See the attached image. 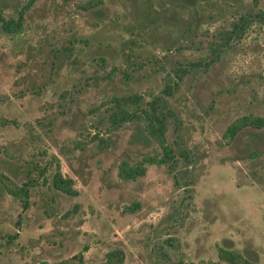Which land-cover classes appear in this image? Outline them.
I'll return each instance as SVG.
<instances>
[{
	"label": "rangeland",
	"instance_id": "1",
	"mask_svg": "<svg viewBox=\"0 0 264 264\" xmlns=\"http://www.w3.org/2000/svg\"><path fill=\"white\" fill-rule=\"evenodd\" d=\"M24 2L0 0V10L15 14ZM263 5L34 0L18 34L0 33V171L16 184L34 181L26 208L0 183V264L77 251L98 264L115 246L123 264H227L218 246L264 264V22L207 67L189 66L165 95L171 168L146 163L142 175L121 179V161L159 149L134 122L108 129L104 119L109 96L160 93L173 66L208 59L210 40L237 12ZM244 114L262 126L226 142L224 129ZM56 169L73 194L52 187Z\"/></svg>",
	"mask_w": 264,
	"mask_h": 264
},
{
	"label": "trees",
	"instance_id": "2",
	"mask_svg": "<svg viewBox=\"0 0 264 264\" xmlns=\"http://www.w3.org/2000/svg\"><path fill=\"white\" fill-rule=\"evenodd\" d=\"M34 0H26L16 10L15 14H5L0 10V33L13 37L18 34L24 25L23 13ZM253 21L264 22V5L257 10L245 9L237 12L233 20L227 23V27L220 32L218 39H212L209 42L210 53L208 59L199 62L188 61L185 64H178L171 68L170 78L163 85L160 93H156L146 98L143 93L128 91L121 94H113L107 99V106L104 108V119L107 128L116 129L126 122H134L140 130L146 133L159 149L158 152L145 154L137 161L129 164L121 161L118 164L117 174L123 180L135 179L142 175L146 163H163L170 168L175 164L174 151L169 146L164 137L165 130V111L163 110L165 95H170L172 89L177 86V82L185 75L192 65H203L207 67L209 63L218 56V51L223 47H228L234 38H239L245 29L251 25ZM211 54V55H210ZM124 79L128 78L126 71L121 72ZM263 120L259 116L252 114H244L234 118L224 129L223 136L226 142H229L240 129L245 126H253L260 128ZM93 137H98L96 133ZM98 139H100L98 137ZM71 179L61 176L58 169L54 170L50 183L54 189L65 194H73L74 189L71 186ZM0 183L6 191L14 195L21 202L22 208L27 206L28 189L34 183L33 179L27 177L20 184L14 183L6 174L0 171ZM171 237L163 239L165 243L171 244ZM165 254V252H163ZM216 255L219 259L227 264H260L257 261L241 255L236 249L230 247L218 246ZM124 253L120 247H112L104 252L103 259L98 264H123ZM39 264H84L82 251L62 258L56 261L41 260Z\"/></svg>",
	"mask_w": 264,
	"mask_h": 264
}]
</instances>
